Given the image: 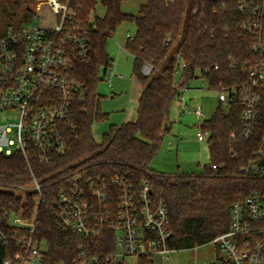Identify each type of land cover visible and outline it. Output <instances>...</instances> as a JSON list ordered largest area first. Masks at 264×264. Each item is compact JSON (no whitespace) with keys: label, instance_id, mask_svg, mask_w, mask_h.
<instances>
[{"label":"trees","instance_id":"1","mask_svg":"<svg viewBox=\"0 0 264 264\" xmlns=\"http://www.w3.org/2000/svg\"><path fill=\"white\" fill-rule=\"evenodd\" d=\"M28 0H10V24L21 22ZM65 2L66 0H59ZM131 0H102V18L90 20L98 0H69L74 21L89 31L91 63L76 66V78L84 86L82 101H75L66 130L67 146L63 155L40 163L37 154L25 158L19 151L10 155L0 152V239L9 240L14 228L11 218L35 216L32 240L41 249L42 264H73L80 246L90 255L113 250L102 240H113L104 233L95 240L82 241L79 236L64 233L55 215L57 195L73 189L74 177L109 182L120 177L132 184L147 183L152 197L168 212L170 238L168 247L176 251L191 250L209 244L229 230L232 205L242 202L253 192L264 194V178L243 175V168L253 159L257 139L243 138L239 121L242 107L238 100L225 112L217 108L200 129L209 132V164L198 175L153 173L150 165L160 150L163 136L169 131V112L181 90L197 77L209 91L239 86L244 80L243 68L254 59L247 36L238 29L240 0H137L142 2L137 16L125 14L121 6ZM224 3L225 8L219 9ZM124 24L135 27L124 49L132 57L133 75L142 90L137 103L136 119L118 127L110 126L96 143L92 127L108 120L100 109L97 86L111 68L106 46ZM178 56L179 58H176ZM179 80L175 74L179 65ZM233 65V67H231ZM150 67L147 75L144 67ZM214 66L217 69H214ZM231 135H234L232 138ZM219 167L212 171L211 166ZM37 182L40 192H25ZM22 234L28 233L22 232ZM20 250L10 243H0V264ZM140 264H151L139 259Z\"/></svg>","mask_w":264,"mask_h":264},{"label":"built area","instance_id":"2","mask_svg":"<svg viewBox=\"0 0 264 264\" xmlns=\"http://www.w3.org/2000/svg\"><path fill=\"white\" fill-rule=\"evenodd\" d=\"M68 4L69 0H28L25 10L29 9L32 19L10 24L0 36V112H16L18 117L16 124L0 126V152L7 156L19 151L27 158L32 151L40 163H48L66 150L73 106L75 101L83 100L85 93L76 78V66L91 63L89 31L74 21L75 14ZM43 7L60 15L54 27L39 24L37 13ZM224 8L222 3L219 9ZM237 13L241 18L238 29L248 37L254 59L243 68L245 80L239 86L220 89L217 100L220 107L227 104L228 109L232 102L239 101L243 138L249 140L257 130L264 132V0H240ZM130 37L127 34L126 40ZM184 66L181 63L178 70ZM149 72L150 67H144L143 74ZM193 113L202 117L201 106H196ZM12 129L15 140L7 137ZM196 137L207 144L209 132L199 127ZM256 143L253 159L242 172L260 179L264 178V134ZM218 168L211 166L212 171ZM73 181L75 187L60 192L54 203L61 231L75 234L82 241L95 240L104 233L114 237L102 240L104 247L113 246L104 254L90 255L80 246L82 252L73 264H126L129 258L136 259L137 264L139 259L153 264L154 258L165 261L177 252L168 247L167 209L153 199L147 183L136 185L120 177L109 182L94 183L78 177ZM32 185L30 192L39 193L38 183ZM34 221L35 216L30 220L11 218L9 226L14 228V236L9 240L1 237L0 243L5 248L13 243L20 251L2 264H42L41 249L32 240ZM209 244L216 249L214 261L202 264H264V194L255 191L244 201L234 203L229 230Z\"/></svg>","mask_w":264,"mask_h":264},{"label":"rangeland","instance_id":"3","mask_svg":"<svg viewBox=\"0 0 264 264\" xmlns=\"http://www.w3.org/2000/svg\"><path fill=\"white\" fill-rule=\"evenodd\" d=\"M33 0H30L32 2ZM98 0V4L90 15V20L102 18L105 8ZM188 3V0L186 1ZM142 2L131 0L121 6L125 14L137 16L139 6ZM11 11L10 0H0V36L5 35L10 25L9 13ZM29 21L31 15L25 10L20 17ZM39 24L45 27H54L60 19V15L52 14L47 7H43L37 13ZM135 27L131 24H124L117 29L115 35L108 40L106 50L113 62V66L106 73L101 75L103 81L97 86V93L102 96L99 105L103 113L109 115L108 120L92 127V135L96 143H101L102 135L106 134L110 126L118 127L128 121H132L137 111V98L140 92V84L133 75L132 57L125 51L124 45L126 35L133 36ZM180 70L175 74V81L179 80ZM113 75L121 76L122 79L114 78ZM112 76V77H111ZM108 81V82H107ZM109 85L113 89H110ZM184 103L177 99L173 102L169 112V131L163 136L160 150L150 165L153 173L164 175L185 174L198 175L203 168L209 164V156L206 143L197 142L196 133L203 121L209 120L217 108L227 111V104L220 107L217 92L209 91L207 85L201 80H193L186 89ZM188 97L197 99L203 113L202 118L195 117L192 112L194 103L187 100ZM18 121L16 112H0V126L14 125ZM9 140H15V130L8 134ZM12 147L11 149H13ZM33 185L19 191L16 194L23 196L30 192ZM215 246L206 244L197 247L196 250L177 251L169 256L167 260L154 258L153 264H202L212 263L215 256ZM126 264H137L136 259H126Z\"/></svg>","mask_w":264,"mask_h":264},{"label":"crops","instance_id":"4","mask_svg":"<svg viewBox=\"0 0 264 264\" xmlns=\"http://www.w3.org/2000/svg\"><path fill=\"white\" fill-rule=\"evenodd\" d=\"M112 77V76H111ZM113 77L114 78H117V79H122V77L120 76H117V75H113ZM110 89H113V86L111 87L110 86ZM141 90H142V88H141V86H140V92H139V95H138V98H137V103H138V99H139V96H140V94H141ZM191 89L190 88H188V89H184L183 91H182V95H181V97H183V101H181V100H179L180 102H182L183 104V107H186L187 105L184 103L185 101H184V99H185V93L187 92V91H190ZM187 100H190L191 101V103H194V109L196 108V106H200V105H198V103H197V99H195V98H191V97H188V99ZM194 111V110H193ZM192 114L194 115V113L192 112ZM203 114V113H202ZM195 116V115H194ZM195 117H197V116H195ZM203 117V116H202ZM202 117H200V118H202ZM198 118V117H197ZM199 118V119H200ZM135 119H136V112H135V117H134V119L132 120V121H128V122H134L135 121ZM127 123V122H126ZM197 129H198V127H197ZM198 132V131H197ZM197 138V137H196ZM197 142H199L198 140H197ZM199 143H204V142H199ZM207 145V144H206ZM207 148V147H206ZM207 151H208V149H207ZM208 156H209V154H208Z\"/></svg>","mask_w":264,"mask_h":264},{"label":"water","instance_id":"5","mask_svg":"<svg viewBox=\"0 0 264 264\" xmlns=\"http://www.w3.org/2000/svg\"><path fill=\"white\" fill-rule=\"evenodd\" d=\"M27 11H29V9H27ZM198 78L196 77L195 80H197Z\"/></svg>","mask_w":264,"mask_h":264}]
</instances>
